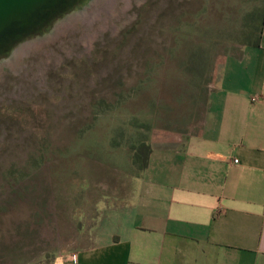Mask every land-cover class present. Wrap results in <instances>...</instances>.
<instances>
[{
    "label": "rangeland",
    "instance_id": "obj_1",
    "mask_svg": "<svg viewBox=\"0 0 264 264\" xmlns=\"http://www.w3.org/2000/svg\"><path fill=\"white\" fill-rule=\"evenodd\" d=\"M254 1L89 0L0 60V264L73 256L97 207L124 205L112 197L139 174L133 122L153 127L149 141L182 138L241 47L206 29H237ZM198 46L210 63L194 76L184 65Z\"/></svg>",
    "mask_w": 264,
    "mask_h": 264
},
{
    "label": "crops",
    "instance_id": "obj_2",
    "mask_svg": "<svg viewBox=\"0 0 264 264\" xmlns=\"http://www.w3.org/2000/svg\"><path fill=\"white\" fill-rule=\"evenodd\" d=\"M235 51L182 138L149 141L124 205L103 202L79 251L44 264H264V32Z\"/></svg>",
    "mask_w": 264,
    "mask_h": 264
},
{
    "label": "water",
    "instance_id": "obj_3",
    "mask_svg": "<svg viewBox=\"0 0 264 264\" xmlns=\"http://www.w3.org/2000/svg\"><path fill=\"white\" fill-rule=\"evenodd\" d=\"M88 1L0 0V60L9 58L22 44L48 34L59 20Z\"/></svg>",
    "mask_w": 264,
    "mask_h": 264
},
{
    "label": "trees",
    "instance_id": "obj_4",
    "mask_svg": "<svg viewBox=\"0 0 264 264\" xmlns=\"http://www.w3.org/2000/svg\"><path fill=\"white\" fill-rule=\"evenodd\" d=\"M252 5L251 9L247 10L246 13L240 17L241 25L237 27V29L233 30L235 25L232 23V19L228 18L227 22L229 24L226 25L225 29L221 30L218 29L219 27L212 28L211 26V28L206 29L207 33L212 38H216L217 40L230 37L231 39L228 40L232 43L243 47L259 48L264 32V0H256V2L254 1ZM178 37H180V39H184L181 35ZM188 59L189 60L186 61L184 67L185 69H188L189 72L195 74L194 76L200 72L205 63H210V60L207 59V49H203L202 46L196 47L194 51L191 52ZM109 109L110 107L103 106L102 111L105 112ZM133 123H135V126L139 128L138 133L143 136H140V138L136 140H127V132L124 128L120 127L116 130L114 137L118 136V138H123L124 140L130 142L128 150L131 162L138 169L139 173H143L148 169L152 154V146L147 137L153 127L150 124H137V121ZM114 137L112 138L113 141L116 142V145H119L120 143L116 141ZM40 166H42V164L39 163L38 167L40 168ZM38 167L36 170L39 169ZM21 180V178H17L16 182H20ZM47 263H50V261Z\"/></svg>",
    "mask_w": 264,
    "mask_h": 264
},
{
    "label": "built area",
    "instance_id": "obj_5",
    "mask_svg": "<svg viewBox=\"0 0 264 264\" xmlns=\"http://www.w3.org/2000/svg\"><path fill=\"white\" fill-rule=\"evenodd\" d=\"M235 163H238V161L236 160ZM74 260H75V256H74Z\"/></svg>",
    "mask_w": 264,
    "mask_h": 264
},
{
    "label": "bare ground",
    "instance_id": "obj_6",
    "mask_svg": "<svg viewBox=\"0 0 264 264\" xmlns=\"http://www.w3.org/2000/svg\"><path fill=\"white\" fill-rule=\"evenodd\" d=\"M86 8H87V7H86ZM86 13H87V12H86ZM82 14H83V13H82ZM67 19H68V17H67ZM53 28H54V27H53ZM53 28H52V29H53Z\"/></svg>",
    "mask_w": 264,
    "mask_h": 264
}]
</instances>
